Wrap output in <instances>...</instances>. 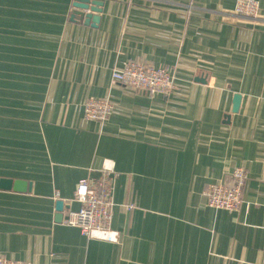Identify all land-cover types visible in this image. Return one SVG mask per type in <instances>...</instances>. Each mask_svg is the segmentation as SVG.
I'll return each mask as SVG.
<instances>
[{"label":"crops","instance_id":"crops-1","mask_svg":"<svg viewBox=\"0 0 264 264\" xmlns=\"http://www.w3.org/2000/svg\"><path fill=\"white\" fill-rule=\"evenodd\" d=\"M98 1L91 24L73 0H0V177L24 184L0 188V256L264 264V0L253 17L235 15L234 0ZM128 59L166 67L174 87L111 82ZM102 96L108 116L85 118L84 99ZM103 159L115 240L63 222L77 179ZM237 165L239 206H208L205 185L229 183Z\"/></svg>","mask_w":264,"mask_h":264},{"label":"built area","instance_id":"built-area-1","mask_svg":"<svg viewBox=\"0 0 264 264\" xmlns=\"http://www.w3.org/2000/svg\"><path fill=\"white\" fill-rule=\"evenodd\" d=\"M256 0H234L235 15L256 16ZM110 81L132 87L146 93H168L174 87L173 75L169 69L138 59L122 61L112 68ZM85 118L102 122L112 110V104L106 96L87 97L82 103ZM112 163L103 159L100 172L96 177H79L75 183L72 199L79 203L77 208H66L63 222L74 225L87 237H99L115 240L117 231L107 227L110 216V190ZM246 172L240 165L230 172V182H209L203 188L206 204L213 208L236 209L241 202V190ZM131 206V205H128ZM0 264H34L30 261L15 260L0 256Z\"/></svg>","mask_w":264,"mask_h":264},{"label":"water","instance_id":"water-1","mask_svg":"<svg viewBox=\"0 0 264 264\" xmlns=\"http://www.w3.org/2000/svg\"><path fill=\"white\" fill-rule=\"evenodd\" d=\"M72 5L75 8H79V10L83 11H76V13H79L82 17L84 22L90 21L91 24H94L98 17L96 14L92 13V11H98L100 5V1L98 0H73ZM73 14V13H72ZM239 101V95L237 93H234L232 96V105L231 110H236L238 106ZM12 188L16 190H23L24 184L22 181L15 180L11 181L8 178H2L0 177V188ZM62 201L56 200L55 201V209L58 211L57 217L61 216V210H62Z\"/></svg>","mask_w":264,"mask_h":264}]
</instances>
